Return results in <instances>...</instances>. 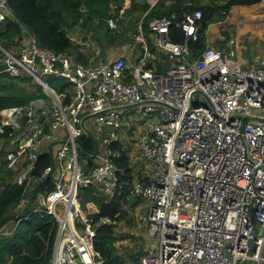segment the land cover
Here are the masks:
<instances>
[{
  "label": "built area",
  "instance_id": "2783aa9c",
  "mask_svg": "<svg viewBox=\"0 0 264 264\" xmlns=\"http://www.w3.org/2000/svg\"><path fill=\"white\" fill-rule=\"evenodd\" d=\"M160 1L146 0L132 48L118 58L93 43L79 44L83 60L41 47L23 24L9 46L0 42V74L40 88L2 110L0 165L25 162L12 183L26 193L31 178L51 171L50 163L32 175L38 156L52 151L51 175L29 206L58 222L51 264L102 262L93 238L114 221L96 217L93 202L91 211L79 204L82 191L107 202L124 192L146 206L141 264H264V49L245 61L236 39L211 45L207 28L196 53L198 8L153 17L145 31ZM119 17L105 19L110 29ZM7 18L16 20L0 0V22ZM11 231L3 225L0 236Z\"/></svg>",
  "mask_w": 264,
  "mask_h": 264
},
{
  "label": "trees",
  "instance_id": "16d2710c",
  "mask_svg": "<svg viewBox=\"0 0 264 264\" xmlns=\"http://www.w3.org/2000/svg\"><path fill=\"white\" fill-rule=\"evenodd\" d=\"M260 1L226 0L223 5H217L214 2L200 5L198 0H172L169 5H166L164 1H161L144 17L143 27L147 31V23L153 17L170 16L173 13L180 14L183 11L198 8L201 10L199 38L190 46L196 53H199L205 47V33L214 17L220 16L219 21H222L233 6L254 5ZM122 2L123 0H8L16 20L7 18L0 22V42L5 48L9 46L13 38L21 33L20 24H23L35 36L41 47L55 52H67L72 47V42L67 35L69 30L79 25L91 28L98 20L97 24L95 23L97 27L105 26L110 31L105 19L117 18ZM189 2L191 5L188 4ZM110 5H113V11H111ZM146 9L147 5L143 4L141 11ZM241 15L245 17L247 14L243 12ZM249 16L252 17L254 14ZM120 22L121 20H118V23ZM218 34L217 41L220 46H224L227 40L236 39L235 37L230 38V33L224 29L221 32L218 31ZM174 39L179 41L180 36ZM77 58L83 60L82 54L79 53ZM31 80L25 75L12 77L5 73L0 74V116L4 108L25 104L36 96L35 93L28 94L19 87L20 83ZM63 87L64 85H62ZM36 90L40 93L38 86H36ZM90 148L92 149L91 144L87 143L85 150ZM49 164L48 154H40L32 175L39 177L42 170ZM126 164V160L120 163L121 166H126ZM44 185L37 183V190H43ZM51 189L52 187L49 185L48 190ZM24 196L25 185L6 183L0 189V221L7 216L15 215L24 208L23 205L17 210L20 202L24 200ZM89 198L90 202H93L98 208L96 217L107 216L112 221H116L121 214L122 200L126 198V193L123 192L121 196H117L109 202L94 196H89ZM10 223L14 226L10 234L0 236V264H51L57 230V222L54 217L43 211L34 212L29 207L19 222L12 221L4 226ZM112 236V225H100L96 228L93 246L100 254L102 260L100 264H121L123 262V257L112 251Z\"/></svg>",
  "mask_w": 264,
  "mask_h": 264
},
{
  "label": "rangeland",
  "instance_id": "374dc122",
  "mask_svg": "<svg viewBox=\"0 0 264 264\" xmlns=\"http://www.w3.org/2000/svg\"><path fill=\"white\" fill-rule=\"evenodd\" d=\"M162 1H164L166 5H169L172 2V0H169V3H166V0ZM198 1L200 5L213 2L217 5H223L226 3V0ZM262 1L263 0L259 3ZM143 4H146V0H123L117 16H121L122 19H125L121 20L120 23L117 22L116 29H111V32L108 31L105 26L97 27L96 24L98 20L95 21L96 24L94 23L91 28L82 27L81 25L72 28L68 31L67 35L75 36L76 41L72 42V47L67 52L73 56H76L79 53L82 54L80 51V49L82 50V47H80L79 44L81 45L84 42L93 43L100 48L103 56H105L110 50H116L113 52L114 58L126 55L127 50L132 48L131 44L133 43L136 24L144 12V10L141 11ZM254 5L234 6L229 12H227L226 17L222 21H219L221 19L220 16L214 17L212 20L213 22L210 23L208 27L209 31L212 32L210 36V44L215 46L220 45L217 41L219 35L218 31L221 32V30L224 29L230 33V38L235 37L238 41V56L240 59L249 61L254 54L262 51V49H264V7L250 11L249 13H254V16L252 17L249 15H246L245 17L237 15V17H235V13H233V8L235 7L247 8L248 6L254 7ZM110 6L112 8L111 11H113V5ZM128 16H130V19L127 18ZM242 26H247V29H242ZM19 87L24 89L28 94L39 92L36 90V85L32 83V80L30 82L25 81L20 83ZM24 164L25 162L21 161L13 170H6L0 165V189L3 188L6 183H12V181H14L15 177L23 169ZM27 183L28 190L24 196V206L30 199L36 184L35 180L32 178ZM89 196H94L95 198L100 199V197L95 196L91 191H82L78 196V202L91 211L93 207L91 205L87 206L90 201ZM111 225L113 232L111 248L114 254L123 257V262L121 264H141L147 247L148 211L146 206L138 201V199L124 198L122 200V211L119 215V219L112 222ZM8 227L11 229L14 228L12 223H10ZM83 251H86V249L83 248ZM84 261L87 263L89 262L88 260Z\"/></svg>",
  "mask_w": 264,
  "mask_h": 264
},
{
  "label": "water",
  "instance_id": "95a60500",
  "mask_svg": "<svg viewBox=\"0 0 264 264\" xmlns=\"http://www.w3.org/2000/svg\"><path fill=\"white\" fill-rule=\"evenodd\" d=\"M77 143L80 144L79 140H77ZM81 153L83 154V151H82V150H81ZM95 153H96V152H94V154H95ZM49 154H50L51 171H50L45 177H43V178L41 179L40 182H37V183H41V182H43V181L48 180L49 177H50V175H51V172H52V170H53V166H54V164H53V158H52V157H53V154H52V151H51V150H50ZM37 183L35 184V187H34V189H33V191H32L31 197H30V199L28 200V202L25 204L24 208H23L20 212L16 213L15 215H11V216H7V217L3 218V219L0 221V228H1L4 224H6V223H9V222H12V221H17V222H19V221L22 219L24 212L29 208L31 202H32L33 200H35V194H36V189H37V188H36V185H37ZM238 264H242V263H238Z\"/></svg>",
  "mask_w": 264,
  "mask_h": 264
},
{
  "label": "bare ground",
  "instance_id": "6f19581e",
  "mask_svg": "<svg viewBox=\"0 0 264 264\" xmlns=\"http://www.w3.org/2000/svg\"><path fill=\"white\" fill-rule=\"evenodd\" d=\"M262 7H264V0L261 3L254 5V7L253 6H248L247 8L246 7H240V8L235 7L233 8V13H235V17H237V15H241V13L243 12L247 15H252L254 13H249L250 11L257 9V8L261 9ZM242 29H247V26H242ZM79 246H83L80 240L78 241V247Z\"/></svg>",
  "mask_w": 264,
  "mask_h": 264
},
{
  "label": "crops",
  "instance_id": "0c3cea01",
  "mask_svg": "<svg viewBox=\"0 0 264 264\" xmlns=\"http://www.w3.org/2000/svg\"><path fill=\"white\" fill-rule=\"evenodd\" d=\"M241 53H242V52H241ZM65 216L69 218L70 214H69V213H66ZM7 226H8V225H7ZM83 248H84V246H79V247H78L79 251H81V253H82V255H83V259L89 261L90 254L87 252V250H86V251H83Z\"/></svg>",
  "mask_w": 264,
  "mask_h": 264
}]
</instances>
